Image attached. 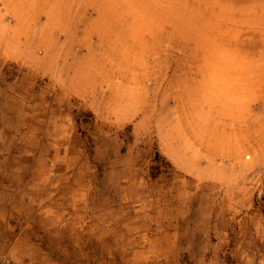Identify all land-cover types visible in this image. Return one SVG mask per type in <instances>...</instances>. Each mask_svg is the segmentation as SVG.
Returning <instances> with one entry per match:
<instances>
[{
	"label": "rangeland",
	"instance_id": "rangeland-1",
	"mask_svg": "<svg viewBox=\"0 0 264 264\" xmlns=\"http://www.w3.org/2000/svg\"><path fill=\"white\" fill-rule=\"evenodd\" d=\"M34 163L82 168L70 223L25 228ZM170 230L171 264H264V0H0V260L131 264L146 232L171 262Z\"/></svg>",
	"mask_w": 264,
	"mask_h": 264
},
{
	"label": "crops",
	"instance_id": "crops-1",
	"mask_svg": "<svg viewBox=\"0 0 264 264\" xmlns=\"http://www.w3.org/2000/svg\"><path fill=\"white\" fill-rule=\"evenodd\" d=\"M45 147L46 149H49L52 146L49 143ZM46 152L47 150H45V152L42 151L39 154L44 155ZM54 168H52L51 171L49 164L44 163H34L33 165L32 172L33 175H35V189L37 190V193H41L42 197L39 199V209L33 213V221L31 223L27 222L25 226V228L31 232H34L37 228L39 230H43L44 228L42 227H44L46 221L51 219L54 220L57 216L62 217L63 225L70 223V218L72 217L70 212L66 214V210L59 211V208L57 209L52 205V203L58 201V199L63 204L67 203L68 207H76L85 202L86 194L82 168H73L72 164H65V166L61 168L63 173L60 175L56 174V171L58 170L53 171ZM77 214V212L74 213L75 216H80V214ZM15 217L25 218V216L20 213H17ZM51 226L49 225L45 228L49 229ZM167 234L174 240L173 244H169V246H167L169 248L168 251L172 254V256H174V259L170 262L169 257L164 259L163 263L158 264H171L172 262L174 263L175 260L177 263L181 259L182 246L178 243V232L176 230H170ZM160 238L162 237H149L146 232L135 233L132 239L134 241V245L131 247L133 251V255L130 258L131 264H150V262L156 258H158L156 259V262L160 261L161 251L166 249V247L164 249L163 245L158 244V241L160 242ZM169 243H172V241ZM33 248H35V246H33ZM37 249L36 251L38 252L36 253V256L30 260H24L21 258H17L16 260L8 258L5 259L10 260L14 264H62L57 259H53L40 252L42 251L41 246L37 247ZM151 256H153V258H151Z\"/></svg>",
	"mask_w": 264,
	"mask_h": 264
},
{
	"label": "built area",
	"instance_id": "built-area-1",
	"mask_svg": "<svg viewBox=\"0 0 264 264\" xmlns=\"http://www.w3.org/2000/svg\"><path fill=\"white\" fill-rule=\"evenodd\" d=\"M0 264H14L10 260H0Z\"/></svg>",
	"mask_w": 264,
	"mask_h": 264
},
{
	"label": "trees",
	"instance_id": "trees-1",
	"mask_svg": "<svg viewBox=\"0 0 264 264\" xmlns=\"http://www.w3.org/2000/svg\"><path fill=\"white\" fill-rule=\"evenodd\" d=\"M157 157H159V155H157Z\"/></svg>",
	"mask_w": 264,
	"mask_h": 264
}]
</instances>
